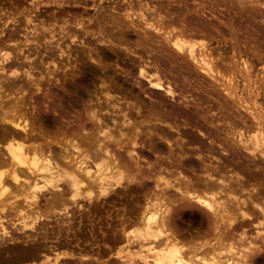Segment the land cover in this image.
Here are the masks:
<instances>
[{"label":"rangeland","instance_id":"obj_1","mask_svg":"<svg viewBox=\"0 0 264 264\" xmlns=\"http://www.w3.org/2000/svg\"><path fill=\"white\" fill-rule=\"evenodd\" d=\"M243 2L245 0H0V59H2L1 55L3 52L7 55L9 54L10 57L14 56L19 59L15 64L10 61L1 64L0 60V132L3 131L2 128H5L4 126H7L4 118L8 120L12 118L14 121L17 118V121H20V110L18 109H21L24 103L33 104L38 99L36 97L41 98L40 91H35L36 93H34L35 86L33 85L41 83L40 87L43 88L45 85H43L44 79H46L45 75L48 69L52 68V60L45 53L48 51L55 52V50L57 53L63 51L64 57L66 53L72 55L76 51L77 54L83 48L92 50V52L108 50L111 53L110 60L108 59L107 63L113 65V62H115L116 65L118 64L116 66L117 72H123L134 65L133 71L131 70V73H129L130 76H125L122 73L119 78V80L123 79V89L128 88V90H131V92L129 91L130 93L137 96L138 99L141 98L147 105L154 104L160 100L162 102L163 93L153 89L148 81L137 76V65L146 63L149 75L153 74L151 76L152 80L155 79V75L163 74V76L166 75L165 82L170 81L176 87H173L175 91L174 99L170 100L169 97L166 98L165 96L166 102L171 101V105H175L176 103L172 102H181L182 99L183 103H187V108L197 122L199 121V124L203 126L202 129L209 133V135L206 134L207 137L205 139H202V144H196V148H191L195 146V144H191L189 148L193 154L199 152V156L203 154L210 157L211 155L214 160L212 158L208 160L206 156L201 157L204 162L207 160L206 163L208 164L209 161L213 162V165L211 163L210 165L216 166V171L219 170L220 174L225 173L226 175L227 173L228 175L229 173V176L233 179L231 180L232 183L228 182V185H230L229 183L231 185L235 183L236 185L234 187L235 190L227 198L222 196L218 201L214 200V202H221L222 206L232 209L238 198L240 200L247 198L250 190V193H254L259 198L262 197L258 201H261V205L264 207V204H262L264 203V7L259 5L258 8L252 9L251 7L255 5L249 3L245 5ZM202 7L205 9L210 8L209 10L212 11L209 12L206 9V16L204 13L201 15L202 13H199V11ZM153 15H157L156 18L160 19L161 33L165 35L168 34V30L170 31L173 28L184 29L185 27L186 31H184L188 36L179 37H182L181 39L185 41L187 40L190 44L197 43V46L195 45L194 47L197 59H199L200 50H206V54L209 56L207 60L211 61V70L213 71L208 70L209 73L206 71L207 73L203 72L202 74L201 70H196L193 67L191 63L193 61L186 54L183 56L185 59L181 56L178 57L182 58L181 60L170 59V51H168L169 48L166 41L164 42L162 38L163 35L158 36L160 32L156 33L155 30L150 29L151 26L157 28V21H155ZM126 16L128 17L127 19ZM29 17L33 22H26V18ZM113 17L118 20L121 18L120 21L129 22L132 20L139 26V31L125 30L126 32L124 31L121 35L114 28ZM146 24L147 28L144 26ZM3 40L6 44L2 43ZM81 41H84V45L79 44ZM7 42H15V45L21 44L18 46L20 47V53L15 46V49L12 46L13 50H11V45ZM113 46L115 49L117 48V51L129 54L130 58H133V64L126 66L119 59H115L112 55ZM15 53L17 56H15ZM41 56L44 57L41 58ZM64 59L63 62L66 61ZM162 59L163 62H161ZM158 61L160 62L159 64ZM124 76L126 79L128 77L127 81ZM24 81L26 83L22 85ZM120 82L122 81H119V84ZM165 82L164 84H166ZM22 98L23 102H21ZM130 100H133V98H130ZM169 102L168 104H170ZM111 108L113 110V107ZM104 111L106 109L99 112L102 114ZM44 128L43 131L46 134L48 131H46V127ZM112 129L113 127L109 125L108 127H103L100 133L101 139L107 147L109 146V149H113V140L118 139H116L118 136L115 134V137ZM254 134L256 137H254ZM46 140L48 141L49 139ZM3 142L0 141V144L3 145ZM33 143V149L38 157L41 158V155L44 157L48 155L46 154V149L49 147L47 142L42 139H36ZM2 148L3 146H0V157H2L0 159L4 161L2 166H0V177L2 179L0 183V264L22 263L13 262L17 257L26 256V254H28L26 257L37 254V256H33L34 259L23 261L27 264H51L54 258L57 257L58 260L62 261L61 264L142 263L138 257L147 253L145 245L148 243H142L140 240L129 243L124 237L128 231L127 229L132 230L133 228V230L137 231L138 227H133L130 224L125 227L126 231L124 233L121 232L122 229L120 230L121 226L125 225L124 221L134 215V213L130 212L133 209L132 207H137L139 203H136L137 201L134 199L140 193H137L138 186L136 187L135 183H129L130 191H126L125 188H118V191H113L112 185L109 195L106 196L107 198L102 197L96 200L94 198L96 197L95 193H92L94 196L91 195V197L90 195L87 196L88 194H84V197L74 203L67 201L65 197L59 200L54 198L52 194L50 196V193L55 191L57 186H61L63 182L62 174H60L61 170H58L59 174L56 177L58 181L52 182L51 189L44 191L47 193L41 195L38 193L36 200H32L29 197V191H20L18 188L21 184H26V181L29 182L33 178L36 179L38 177L36 175L37 172H34L33 177L26 178L27 176L24 172H18L11 164L9 165L6 162V158L4 160L5 151ZM195 162L196 160H194ZM195 165L199 167L198 159ZM219 166L225 170H221ZM93 167H91V171L94 172L97 168ZM142 168L146 169L147 167L144 166ZM9 171L16 172L18 180L11 178L13 175ZM116 178L113 175V170L105 176L109 184H113V179ZM120 178H122L121 184L128 180L125 175H121ZM235 179L239 181L240 185L236 183ZM169 180L174 182L172 178H169ZM151 181L152 179H149L147 183L148 187L152 189L154 184L152 185L153 182ZM62 187L64 195H69L70 191L67 186L64 184ZM171 187H168L165 191L174 190ZM19 189L22 190V187ZM173 193L175 192L173 191ZM169 194L172 195L171 192ZM166 198H169L168 193H165L156 201L162 205V209L165 206H169L170 217H172V220L176 219L174 226L169 231L177 234L176 228L179 226V229H177L178 235L182 233L181 235L187 236L183 240L185 244L184 242L179 243L182 244L183 249L189 255L193 254L207 259L209 253L217 256L215 253L223 250V253L219 255V260L223 264L226 262L228 264H264V224L259 225L258 223L261 220L263 221L264 218L258 213L253 215L250 213L252 209L250 206H253V204L249 206L251 199L247 198L248 200H245L247 205L242 208L247 211V207H249L250 211L248 210L247 212L251 214V219L254 216H259L257 217L258 221L254 220L251 224L245 226L246 237L243 240H239L235 238L237 237L235 236L237 232L230 234L231 232H229V228L225 224V218L217 224L209 223V225L208 221L205 220L206 217L196 209L175 215V212L172 213L171 211V208L175 205L174 201L171 202L172 197L169 199L170 201L166 200ZM47 202L53 203L51 211L48 213L51 217L49 215L46 220L42 219L32 223L34 216L32 217L31 214L36 213L34 211L43 209V204ZM141 202L139 203L140 205ZM6 213L9 214L7 215ZM121 215L124 216L121 217ZM123 217L127 218L124 219ZM30 219H32L31 223H29ZM33 225H35V228ZM260 230L262 233L259 232ZM255 231H258L259 234H255ZM116 232L122 233L123 236L117 235ZM191 236L194 240H189ZM176 237L178 238L177 235H175V239H177ZM255 238L258 239L256 240L257 242ZM48 244H51L53 252L49 250L48 253L44 249ZM258 247H260L261 251L258 250ZM211 248H216L215 250L218 248V250L214 252L211 250V253V251L209 252ZM252 248L256 250L253 249L252 251ZM59 249H63V252L60 253ZM231 250L233 252L230 253L229 251ZM249 251L251 252L248 253ZM65 253L68 256L65 257ZM245 253L247 254L245 255ZM64 257L66 260H63ZM69 259H71V262L67 263Z\"/></svg>","mask_w":264,"mask_h":264},{"label":"bare ground","instance_id":"obj_2","mask_svg":"<svg viewBox=\"0 0 264 264\" xmlns=\"http://www.w3.org/2000/svg\"><path fill=\"white\" fill-rule=\"evenodd\" d=\"M243 3L245 5L247 3L255 5L251 7L252 9H254L255 7L258 8L259 5H263L264 7V0H262V2L261 0H245V2ZM206 9H208L209 12L212 11L209 10L210 8H206ZM206 9L202 7L199 13H202L201 15H203L204 13L205 15ZM153 16L155 18V21H157L156 22L157 28H153L151 26L150 29L155 30L156 33L160 32L158 36L163 35L162 38L164 42L166 41V44L169 48L168 51H170L169 58L170 59L172 58V60L173 58L178 60L180 59L178 57L181 56L183 59H185V57L183 56L186 54L188 55L189 59L193 61L191 63L196 70L199 71L201 70L202 74L203 72L206 71L209 73L208 70H211L212 63L210 60H207L209 56L206 54V50L205 51L200 50V53L198 54L199 59H197L195 53L196 51L194 48L197 43L190 44L187 42V40L185 41L181 39L182 37L184 38L185 36H188L185 33L186 31L185 27L184 29L173 28L170 31L168 30L167 32L168 34L165 35L164 33H161V29H160L161 26L159 25L160 19L156 18L157 15L156 16L153 15ZM127 18L128 17L126 16V19ZM26 19H27L26 20L27 23L33 22L30 19V17ZM120 19L118 20L115 17H113V24L115 25L114 28H116L117 31L121 33V35L125 30L139 31L138 28L139 26H137V23H134L132 20H130L129 22L125 20L120 21ZM144 26L145 28L148 27L147 24ZM179 36L182 37L180 38ZM3 42L6 44L4 40L2 41V43ZM83 42L84 41L78 43L83 44ZM7 43L11 45L10 48H12V46L14 48L15 46L16 50L19 52L20 47L18 46H20L21 44L15 45V42L14 43L7 42ZM192 43H194V41ZM13 48L11 50H13ZM107 51L100 50V51L92 52V50H85L83 48L81 49V51H78L77 54L76 51L74 52L73 50L74 54L70 55L69 53H66L64 57H63L64 55L63 51L60 52L58 51L59 53H57V51L55 50V52L48 51L47 53H45L46 56L52 60V68L48 69L45 75L46 79H44L45 81L43 83V85L45 84L47 86L44 85L45 87L43 86L42 88L40 87L41 83L33 85L35 86L34 93H36L35 91H40L41 98L36 97V99L37 98L38 99L35 100L33 104L27 103L29 104L27 105L24 103V105H22L21 107V109L23 108L22 111L21 109H18L20 110V115H19L20 121H17L18 120L17 118L15 119L16 121H14L12 118L10 120L4 118L7 126H4L5 128H2L3 131L0 132L1 133L0 141L2 142L5 141L3 142L4 143L3 145L0 144V146H3L2 149L5 151V156H3L4 160L6 158V162L9 165L11 164L18 172H22V173L24 172L27 176L26 178H30L31 176L33 177L34 172H37L36 175L38 177H36V179L33 178L31 179V181H29L31 182L30 183L31 185L29 184L28 181H26L27 182L26 184L24 183L20 185V187H22V190L19 189L20 187L18 188V190L20 191L27 190V192L29 191L30 194L29 197L32 200L33 199L36 200L38 193H40L41 195L43 193H47L44 191L51 189L52 182L53 181L55 182V180H57L56 177L59 174L58 170H61L60 174H62L63 179L62 178L61 179L63 180V182L61 186L60 185L57 186L55 188L56 190L50 193V196L52 194L54 198L59 200H62L65 197L67 201L74 203L78 199L84 197L87 194H88L87 196L90 195L91 197V195H93L92 193H95L94 195H96V197L94 198H96V200L102 197H106L107 195H109L112 185H113V191L114 190L118 191L119 190L118 188L121 189L125 188L126 191L128 190L130 191L131 188L129 186V183H135L136 187L138 186L137 193L138 192L140 193H138L139 195L136 196V198L134 199H136L137 201L136 203L138 202L140 203V201L142 202L141 205L138 203L139 205L137 204V207H132L133 209L130 208L131 209L130 212L134 213V215L132 216V218L129 217L130 219H126L127 217H123L124 219H126L124 221L125 225L121 226L120 230L122 229L121 232L124 233L126 231L125 227L127 225L132 224L133 227H138L137 231L133 230L132 227H131L132 230L127 229L128 231L124 236L125 239H127L126 241L131 243L135 240H140L142 243L145 244L148 243L145 245V247H147L146 250L147 253H144L143 255L138 257V259H140V261L142 262L141 264H219V263L223 264V262L219 260V255L223 253L222 252L223 250L217 251L218 248L217 250H215L216 248L209 249V252L211 250H213V252L217 251L215 254L218 257L210 253L208 254L207 259L206 258L204 259V257L202 256L200 257L193 254L189 255V253H187L183 249L182 244H180L182 242H184L185 244V241L183 240L187 236L181 235L182 233L178 235L177 229H179V226L176 228L177 234L173 231L171 232L169 231V229L171 230L172 226H174V221L176 219L172 220V217H170L169 206H165L162 209V205L158 204L156 199L165 195V193H168L169 198H166V200H169L172 197L171 202L174 201L173 203H175V205L171 208V211L172 213L175 212V215L178 213L182 214L186 211L191 212L193 209H196L206 217L205 220L208 221V224L209 223L217 224L218 222L223 221V219L225 218L226 219L225 224L229 228V232H231L230 234L232 235L234 234L232 232L235 233L237 232V234L235 235L237 237L235 238L236 239L238 238L239 240H243L246 237L245 236L246 231H244L245 226H248L254 220L258 221L257 217H259V216L256 217L254 216L251 219L250 217L251 214H248L247 211L250 208H252L250 212L252 213V215L258 213L259 215H262L264 218V207L263 205H261V201H258L261 200L262 197L260 196L261 198H259V196L255 195L254 193H250L249 190L247 198L251 199L250 201L251 204L249 203V206L252 204L253 206H250V208L247 207L248 209L247 211H245V209L242 208L244 205H247V202H245L247 198L245 200H240V198H238L239 200L237 199V201L235 202V206L232 209L222 206L221 202L215 203L214 200L218 201V199H220L222 196L227 198V196L230 195L235 190L234 187L236 185L235 183L231 185L232 183L231 180L233 178L229 176V173L228 175L227 173L226 175L225 173L220 174L218 172L219 171L218 168H217L218 171H216L215 168L216 166L215 167L212 166L213 162L209 161V164L206 163L207 160H205L206 162H204V159L201 156H206V155L202 154L201 156H199L200 155L199 152L196 151H195L196 153L194 152L195 154H193V152L189 148L191 144L192 145L195 144V146L191 148H196V144L198 145L202 144L203 142L202 139L203 138L205 139L207 137L206 134L209 135V133H206L202 129L203 126L199 124L200 123L199 121L197 122L196 118L187 108V103H183L182 99L181 102L180 101L172 102L174 104L176 103L175 105H171V101L170 102L168 101L170 104L166 102L165 96L166 98L169 97L170 100L174 99L175 96L174 88L176 87H174L173 84L170 83V81L165 82L166 75H164L165 76L164 77L163 74L162 75L159 74V76L155 75L154 76L155 79L152 80L151 76H153V74L151 76L149 75L147 71L146 63L143 65L139 64V66L137 65L136 67L137 76L140 79L148 81L150 87H152L153 89L163 93L164 96L162 97L160 96L161 98H163L162 102L160 100L154 104L147 105L145 102H143V100H141V98L138 99L137 96H134L132 93H130L131 90H128V88L123 89L124 87L123 79L119 80V78L121 77L122 73H124L123 75L126 76L129 75V73H131L130 71L132 69H134L133 67L134 65L131 66V64H133L132 62L133 58H130L131 56L126 52H121L119 50L117 51V48L115 49L113 46V53H112L113 57H115V59H119V61H121V63H123L124 65L131 66L130 69L129 68L127 69L128 71L124 70L123 72H117L116 66L118 64L116 65L115 62H113L114 63L113 65L107 63V60L110 58V53H111ZM4 53L5 52H3L1 55L2 58L0 59L1 64H3L6 61H10L15 64L17 63L16 61H19L18 58L17 60L14 56L10 57L9 54L7 55L6 53L5 54ZM73 55L74 57H72ZM15 56H17L16 53ZM43 57L44 56H41V58ZM159 57L161 58V56ZM63 59L66 61L63 62ZM161 62H163V59L161 60ZM159 63L160 62L158 61V64ZM212 71L213 70H211V72ZM124 79H126V77ZM163 80L166 84H164ZM119 81H122L120 82L121 85L119 84ZM25 83H26L25 81L24 83L22 82V85ZM10 86L12 87V85ZM130 98H133V100H130ZM28 100L32 101L31 99ZM23 101L24 100L22 98L21 102ZM111 107H113V110H111L112 109ZM103 109L104 110L106 109V111H104L102 115L99 111L100 110L103 111ZM109 125L113 127L112 130L114 135L116 134L118 136L116 137L115 135L116 139L117 138L118 139L113 140V149H109L108 148L109 146L107 147V145L103 142L100 136L101 129L103 127L104 128L108 127ZM44 127H46L47 128L46 131H48L46 134L43 131L45 129ZM254 137H256L255 134ZM36 139H42L45 142H47L49 146L46 149L47 150L46 154H48L47 156L44 157L41 155L40 158L38 157L37 153L34 151L33 141H36ZM46 139L49 140L47 141ZM202 151H204L203 148ZM150 158H152V160H150ZM207 158L209 160L210 158H212V156L210 155V157ZM197 159L199 161V165H198L199 167L195 165ZM194 160H196L195 163ZM212 160L214 159L212 158ZM3 162L4 161L0 159V164H1L0 166H2ZM210 163L212 165H210ZM144 166H146L147 168L146 169L142 168ZM91 167L93 168L96 167L97 170H94L93 172L91 171ZM220 167L221 166H219V168ZM220 169L225 170L222 168ZM111 170H113V175L117 177L116 179H113V184L111 183L109 184L108 183L109 181L105 179L106 174L110 173ZM11 174L13 175V177L11 176V178H13L14 180L16 179L18 180L16 172L14 173L13 171ZM121 175H125L128 179L126 180V182H123L122 184H121L122 178H120ZM153 178L155 179V181H153L154 180ZM169 178H172L174 182H171ZM149 179H152L151 181L153 182L152 185L154 184L152 189L148 187L147 180ZM235 180L236 183L239 184V181L237 179ZM1 181L2 179L0 177V183ZM228 182H231L229 183L230 185H228ZM64 184L67 186V188L70 191L69 195H64V190L62 187ZM168 187L174 189L170 191L172 195L169 194L170 192L165 191V189H168ZM173 191L175 193H173ZM52 206L53 203L51 202H47L46 204H43L42 206L43 209L37 210L38 212L34 211L36 213L31 214V216L34 217L33 220L30 219L29 223H31V220L32 223L33 221H35L36 223L42 219L46 220V218H48V216L50 215V214L48 215V213L51 211ZM124 215H121V217ZM262 222H264V219L263 221L261 220V222L260 221L258 222L259 225L261 224L263 225L264 223ZM34 226L35 225H33V227ZM255 232H256L255 234H259V232L262 233L261 230L259 232L258 231ZM118 234H120V236L121 235L123 236L122 233L118 232L117 235ZM175 235L178 236V238L176 237L177 239H175ZM192 236L189 238V240L193 239ZM231 237L233 238V236ZM256 240L258 239L255 238V241ZM15 245L17 244L15 243ZM50 245L51 244H48V246L44 247V249L48 253L49 250H52L51 249L52 246ZM258 248L257 249L260 250V247ZM253 249L256 250L255 248H252V251ZM182 250L184 251L182 252ZM229 252L231 253L233 251L231 250ZM250 252L251 251H249L248 253ZM246 254L247 253H245V255ZM27 255L28 254H26V256ZM26 256L22 255L21 257H17L16 259L17 261L15 260L13 263L24 261L26 259H34V257L37 256V254H34L31 257L30 256L26 257ZM64 256L66 257L68 256V254L65 253ZM65 257L63 258V260L65 259ZM69 261L71 262V259H69L67 263H69ZM61 263L62 261L60 259L58 260L57 257L54 258V261L51 264H61ZM225 264H228V262H226Z\"/></svg>","mask_w":264,"mask_h":264},{"label":"crops","instance_id":"obj_3","mask_svg":"<svg viewBox=\"0 0 264 264\" xmlns=\"http://www.w3.org/2000/svg\"><path fill=\"white\" fill-rule=\"evenodd\" d=\"M35 227V226H34ZM65 249V248H64ZM59 252L61 253V252H63V249H59ZM54 253H56V252H54ZM58 253V252H57ZM25 261V260H24ZM20 262H22V263H19V264H27V263H24L23 261H20ZM18 263V262H17ZM29 264H31V263H29Z\"/></svg>","mask_w":264,"mask_h":264},{"label":"flooded vegetation","instance_id":"obj_4","mask_svg":"<svg viewBox=\"0 0 264 264\" xmlns=\"http://www.w3.org/2000/svg\"><path fill=\"white\" fill-rule=\"evenodd\" d=\"M113 95V94H112ZM118 96V95H117ZM113 97V96H112ZM207 143H208V141H207Z\"/></svg>","mask_w":264,"mask_h":264}]
</instances>
